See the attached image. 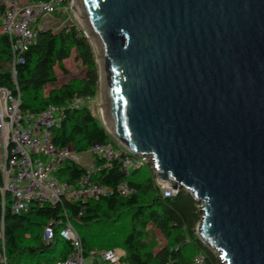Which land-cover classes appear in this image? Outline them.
<instances>
[{
    "label": "water",
    "instance_id": "water-1",
    "mask_svg": "<svg viewBox=\"0 0 264 264\" xmlns=\"http://www.w3.org/2000/svg\"><path fill=\"white\" fill-rule=\"evenodd\" d=\"M105 126L200 204L222 264H264V0H77Z\"/></svg>",
    "mask_w": 264,
    "mask_h": 264
},
{
    "label": "trees",
    "instance_id": "trees-1",
    "mask_svg": "<svg viewBox=\"0 0 264 264\" xmlns=\"http://www.w3.org/2000/svg\"><path fill=\"white\" fill-rule=\"evenodd\" d=\"M4 12L5 6L0 5V87L7 88L15 96L20 95L21 112L36 115L49 104L62 106L76 97L97 94L100 86L98 63L90 40L79 25L71 23L57 32L51 27L37 28L36 41L21 53V61L13 63L9 36L1 30ZM73 50L85 67L84 73L56 86L54 68L58 66L66 73L63 62ZM46 85L51 89L45 94ZM53 135L55 146H72L80 154L93 143L119 146L92 113L87 101L79 107L66 108ZM145 166L150 175L142 181ZM77 169L75 165H64L57 172L58 180L74 182L83 173ZM121 169L122 164L117 160L106 167L98 158L91 181L111 189V193L69 207L68 216L76 227L86 255L92 250L89 243H97L107 246L106 249H123L122 264H193L198 254L204 256L206 264H222L217 253L203 244L197 235L202 212L200 204L189 192L163 196L156 184L152 163L133 168L128 176L123 175ZM2 184L0 172V188ZM122 184L133 193H120L118 188ZM10 204V195H3L0 190V264H54L68 256L72 244L61 239L57 232L49 244L41 240L43 220L64 217L60 209L33 203L27 211L14 214ZM94 225L103 228L95 234L81 236V227ZM93 237L96 240L91 239ZM160 239L165 241L164 244Z\"/></svg>",
    "mask_w": 264,
    "mask_h": 264
},
{
    "label": "built area",
    "instance_id": "built-area-1",
    "mask_svg": "<svg viewBox=\"0 0 264 264\" xmlns=\"http://www.w3.org/2000/svg\"><path fill=\"white\" fill-rule=\"evenodd\" d=\"M68 4L65 5V2ZM73 0H0L5 6L2 32L10 39L13 63L21 61V53L36 41L37 28L49 27L46 21L52 17L60 5L67 8ZM39 24H44L39 27ZM78 98L66 105L49 104L39 114H25L19 110L20 95H13L7 88L0 87V172L3 195L11 198L10 211L18 214L27 211L33 203L58 208L64 217L45 220L41 240L49 244L56 234L72 244L68 256L54 264H122L125 251L120 248L92 249L85 254L81 239L68 216L69 207L85 202L90 198L105 197L111 189L91 181L96 170V161L101 159L106 167L112 161L122 164L121 172L128 176L130 168L152 163L149 156H135L124 146L115 147L108 143H93L84 153H78L72 146L57 147L53 143V131L59 127L66 108H76ZM90 102L94 96L82 97ZM83 173L74 182H61L57 172L64 165L81 166ZM154 170V169H153ZM163 196H175L176 192L156 181ZM122 194L133 193L126 184L119 186ZM2 203H4L2 201ZM80 210V209H79ZM86 258H90L87 263ZM193 264H206L205 258L198 254Z\"/></svg>",
    "mask_w": 264,
    "mask_h": 264
},
{
    "label": "rangeland",
    "instance_id": "rangeland-1",
    "mask_svg": "<svg viewBox=\"0 0 264 264\" xmlns=\"http://www.w3.org/2000/svg\"><path fill=\"white\" fill-rule=\"evenodd\" d=\"M76 2V1H75ZM59 13L58 14H54L52 17H49L46 21V25H48L49 27H51L53 29L54 32L59 31L63 26L71 24V23H76L77 25H79L81 27V29L84 31V28L81 24L80 18H79V13L76 10V4L73 6L68 5L67 8H63V4L60 5L59 10H57ZM44 24H39V27H42ZM75 51L73 50L70 57L67 58L64 62L63 65L65 67V69L67 70L66 73H64L58 66H56L54 68L55 73L57 75V81L55 83L56 86H59L63 83H65L66 81H68L71 78H78L81 77L84 73L85 67L81 64L80 60H78L75 57ZM44 93L46 94V92L49 91V89H51L50 85H46L44 88ZM78 102H77V106H81L84 101L82 99V97H77ZM90 103V107L92 110V113L100 120V122L105 126V122H104V108H103V102H102V97H101V93H100V86L98 88V92L97 94L94 96V99L92 101L89 102ZM106 128V126H105ZM107 129V128H106ZM3 162L0 159V165ZM85 166V162H81V166H77L79 169L77 170H83ZM133 168L129 169V172H131ZM150 175V170L147 166L142 168V181L147 179ZM80 178V177H79ZM77 180V179H76ZM75 180V181H76ZM45 220H43L42 225H44ZM120 223V222H119ZM107 225V223H106ZM74 228L76 229L75 225H73ZM99 228H103V227H97L96 225H94V227H81L80 228V234L85 235L89 233L91 234H95V231L98 230ZM157 235V234H156ZM93 240H96V238H91ZM161 244H164V240L160 239ZM90 247L92 249H101V248H108L107 246H99V244L97 243H89ZM87 263H89L90 258H86Z\"/></svg>",
    "mask_w": 264,
    "mask_h": 264
},
{
    "label": "bare ground",
    "instance_id": "bare-ground-1",
    "mask_svg": "<svg viewBox=\"0 0 264 264\" xmlns=\"http://www.w3.org/2000/svg\"><path fill=\"white\" fill-rule=\"evenodd\" d=\"M76 1V2H75ZM76 4V10L77 12L79 13V16H80V9H79V6H78V3H77V0H73L72 2V5L74 6ZM106 121V118H105V113H104V122Z\"/></svg>",
    "mask_w": 264,
    "mask_h": 264
},
{
    "label": "crops",
    "instance_id": "crops-1",
    "mask_svg": "<svg viewBox=\"0 0 264 264\" xmlns=\"http://www.w3.org/2000/svg\"><path fill=\"white\" fill-rule=\"evenodd\" d=\"M65 60H66V59H65ZM65 60H64V61H65Z\"/></svg>",
    "mask_w": 264,
    "mask_h": 264
}]
</instances>
